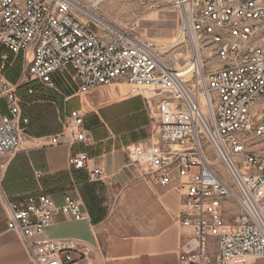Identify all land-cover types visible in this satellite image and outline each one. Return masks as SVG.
<instances>
[{"label": "built area", "instance_id": "1", "mask_svg": "<svg viewBox=\"0 0 264 264\" xmlns=\"http://www.w3.org/2000/svg\"><path fill=\"white\" fill-rule=\"evenodd\" d=\"M104 0H0V46L22 58L23 83L76 95L114 83L152 89L157 116L147 146L130 154L151 181L174 191L181 203L178 264H251L264 260V0H154L176 14L173 40L154 45L132 25L114 23L100 11ZM0 55V201L7 230L14 232L33 264H93V250L70 239H50L54 217L87 216L64 194L56 207L44 192L12 200L2 187L6 163L20 148L23 98L6 78L11 66ZM34 95L33 89L27 90ZM57 146L84 145V116L63 117ZM69 166L89 183L103 182L86 153Z\"/></svg>", "mask_w": 264, "mask_h": 264}, {"label": "crops", "instance_id": "2", "mask_svg": "<svg viewBox=\"0 0 264 264\" xmlns=\"http://www.w3.org/2000/svg\"><path fill=\"white\" fill-rule=\"evenodd\" d=\"M3 54L12 62L5 72L12 83V66L19 57L14 60L4 49L0 52ZM101 87L106 86L82 94L81 97L88 95L87 101L78 99L70 107V111L80 112L87 107V114H81L90 149L85 150L86 146L81 144L70 146L66 139L52 146L51 137L58 133L35 139L27 146L28 151L13 158H1L6 163L3 191L12 200L44 192L56 207L64 205V194L78 200L87 219L74 221L56 215L45 235L50 239L70 238L85 243L93 250V264H178L182 230L175 216L181 198L176 192L165 191L153 183L148 170L141 173L127 159L126 148L129 153L136 145H148L147 141L143 142L147 118L139 110V101L132 99L135 96L123 97L117 87L98 90ZM100 101L102 108L91 110L94 102ZM4 113L6 108L0 101V115ZM78 151L86 153L89 166L104 171L105 182L89 183L84 171L69 166L70 155ZM51 179L55 180V187L50 185ZM121 222H133L135 229L121 228L118 226ZM0 264H33L18 236L7 230V213L1 201Z\"/></svg>", "mask_w": 264, "mask_h": 264}, {"label": "rangeland", "instance_id": "3", "mask_svg": "<svg viewBox=\"0 0 264 264\" xmlns=\"http://www.w3.org/2000/svg\"><path fill=\"white\" fill-rule=\"evenodd\" d=\"M100 11L114 23L130 24L133 26L136 35L146 42L154 45L168 44L173 40L177 32L176 14L170 10L165 3L155 2L154 0H104L98 6ZM0 46V52L1 50ZM12 83L18 85V93L23 98V117L27 119V124L23 126L22 141L19 150L10 158H13L18 153L26 151L27 146L33 144L35 139L41 137H50L55 133L61 132V122L63 117L70 112L71 104L78 99L87 101L88 95H76V89L64 83H60L58 90L47 89L36 83H21L23 80V63L22 58L12 66ZM123 86L121 88L120 86ZM112 87H117L123 97L135 96L132 99L139 101V110L146 116V138L143 142H150L154 135L157 116L155 114V98L137 88L127 86L125 84H114L111 86L101 87L98 90H108ZM31 88L35 92L34 95H28L27 90ZM90 104V103H89ZM103 101L94 102L91 110L102 108ZM87 107L83 108L81 113L85 115ZM85 112V113H84ZM87 114V113H86ZM85 124V123H84ZM90 137V136H89ZM142 143V142H141ZM93 144V143H92ZM89 145V146H88ZM85 150H89L91 144H88ZM24 149V150H23ZM126 148L128 162H130V154ZM28 151V150H27ZM134 166V165H133ZM141 172L145 173L147 167L136 166ZM52 187L57 184L55 180H50ZM49 181V182H50ZM83 182L85 178L83 176ZM106 181V180H105ZM103 181V182H105ZM102 182V183H103ZM98 182L96 184H99ZM121 228L128 230L135 229L133 222L118 223ZM130 230V231H131ZM263 262L264 260H257Z\"/></svg>", "mask_w": 264, "mask_h": 264}, {"label": "bare ground", "instance_id": "4", "mask_svg": "<svg viewBox=\"0 0 264 264\" xmlns=\"http://www.w3.org/2000/svg\"><path fill=\"white\" fill-rule=\"evenodd\" d=\"M141 90L144 91V92H146V94L148 93L151 96H152V94H155L156 93V91L155 90L153 91L152 89H141Z\"/></svg>", "mask_w": 264, "mask_h": 264}, {"label": "trees", "instance_id": "5", "mask_svg": "<svg viewBox=\"0 0 264 264\" xmlns=\"http://www.w3.org/2000/svg\"><path fill=\"white\" fill-rule=\"evenodd\" d=\"M1 50L3 51V48H1Z\"/></svg>", "mask_w": 264, "mask_h": 264}]
</instances>
